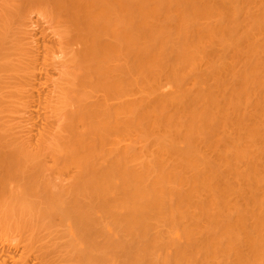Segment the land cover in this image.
<instances>
[{
    "label": "bare ground",
    "instance_id": "bare-ground-1",
    "mask_svg": "<svg viewBox=\"0 0 264 264\" xmlns=\"http://www.w3.org/2000/svg\"><path fill=\"white\" fill-rule=\"evenodd\" d=\"M0 264H264V0H0Z\"/></svg>",
    "mask_w": 264,
    "mask_h": 264
}]
</instances>
